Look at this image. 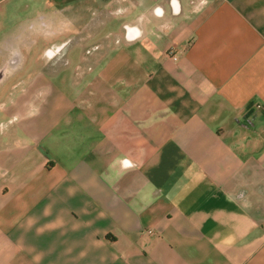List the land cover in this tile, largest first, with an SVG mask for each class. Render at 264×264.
I'll list each match as a JSON object with an SVG mask.
<instances>
[{"label":"crops","instance_id":"0c3cea01","mask_svg":"<svg viewBox=\"0 0 264 264\" xmlns=\"http://www.w3.org/2000/svg\"><path fill=\"white\" fill-rule=\"evenodd\" d=\"M0 63V264H264V0H0Z\"/></svg>","mask_w":264,"mask_h":264},{"label":"rangeland","instance_id":"374dc122","mask_svg":"<svg viewBox=\"0 0 264 264\" xmlns=\"http://www.w3.org/2000/svg\"><path fill=\"white\" fill-rule=\"evenodd\" d=\"M19 29H21V28H19V27H11L10 28V31L8 32L9 34H12V33H14V32H17ZM50 31L47 29V30H45V32L44 33H49ZM31 46L33 47V44H31ZM43 47V44L42 43H39V45H38V48H42ZM22 53H24V54H26L27 53V50H24ZM0 70H3V66H2V64L0 63Z\"/></svg>","mask_w":264,"mask_h":264},{"label":"water","instance_id":"95a60500","mask_svg":"<svg viewBox=\"0 0 264 264\" xmlns=\"http://www.w3.org/2000/svg\"><path fill=\"white\" fill-rule=\"evenodd\" d=\"M3 78H4V72L3 70H0V83L3 80Z\"/></svg>","mask_w":264,"mask_h":264},{"label":"built area","instance_id":"2783aa9c","mask_svg":"<svg viewBox=\"0 0 264 264\" xmlns=\"http://www.w3.org/2000/svg\"><path fill=\"white\" fill-rule=\"evenodd\" d=\"M170 54H172V52H170ZM172 59L175 60V61L178 60V58L175 55H172Z\"/></svg>","mask_w":264,"mask_h":264}]
</instances>
